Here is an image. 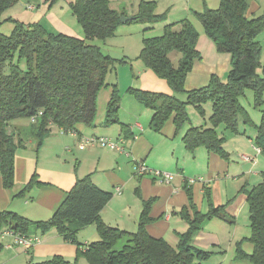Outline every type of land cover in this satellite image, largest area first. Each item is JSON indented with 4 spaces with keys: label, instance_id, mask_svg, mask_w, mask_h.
I'll list each match as a JSON object with an SVG mask.
<instances>
[{
    "label": "trees",
    "instance_id": "1",
    "mask_svg": "<svg viewBox=\"0 0 264 264\" xmlns=\"http://www.w3.org/2000/svg\"><path fill=\"white\" fill-rule=\"evenodd\" d=\"M20 0H0V17ZM58 0H51L53 4ZM81 24L86 38L49 31L41 23L25 26L17 22L11 35L0 33V174L3 184L11 189L15 185L14 159L26 139L10 127L18 117H35L30 133L37 138V148L50 133V124L67 130H75L78 124L92 125L98 112V97L107 85L106 78L115 66L114 59L88 42L90 38L106 40L116 33L122 23L123 13L110 7L109 0H68ZM247 0H221L218 8L205 7L196 12L205 33L215 42L219 52L232 54V66L228 81L222 82L212 75L207 86L187 91L185 80L200 58L197 49L199 31L189 20L166 24L159 36L146 37L140 58L158 77L166 80L173 94L129 88L141 103L154 110L151 125L160 131L174 115L181 128L189 120L187 104L198 107L206 101L213 102L211 120L214 125L224 123L239 133V115L243 112L239 98L245 89L255 92V104L264 106V75L258 73L263 66L262 45L259 40L264 32V13L246 15ZM166 19L165 13L157 12V2L141 0L139 13L132 20L155 23ZM130 21V20H129ZM179 51L177 65L170 53ZM186 92L188 101L177 98ZM121 94L113 85L106 109L108 124L118 121ZM257 127L256 145L264 153V107ZM186 147L194 151L205 146L209 151L228 158L215 128H190L184 136ZM35 183L34 174L20 195L26 194ZM190 208L181 213L189 223L184 233H178L176 247L165 238L154 237L146 230L152 220L149 207L152 200L144 202L138 230L130 232L109 225L101 217V211L113 198L114 193L103 190L89 176L78 178L73 187L48 221L37 222L43 231L51 227L68 241H75L76 234L91 224L96 225L99 239L91 242L84 251L90 264H206L210 253L196 247L194 235L204 223L218 217L228 222L233 218L226 212V205L213 206L207 213L197 210L191 191ZM249 204L251 235L238 242L237 258L248 259L252 264H264V180L250 189L245 188ZM30 219L15 212L0 211V237L11 228L29 233ZM244 240L253 244L251 253L242 245ZM2 244L0 243V249ZM81 249V247H80ZM56 264H74L60 257L51 261Z\"/></svg>",
    "mask_w": 264,
    "mask_h": 264
},
{
    "label": "crops",
    "instance_id": "2",
    "mask_svg": "<svg viewBox=\"0 0 264 264\" xmlns=\"http://www.w3.org/2000/svg\"><path fill=\"white\" fill-rule=\"evenodd\" d=\"M175 1L179 5L174 15L182 20L188 19L185 17H189L193 10L201 12L206 6L215 9L221 2V0H199L195 3L192 0H187L186 3L183 0ZM49 2L50 0H26L27 5L22 6L23 11L17 14V21L25 26L39 23L36 18L49 11V7H52L50 5L52 3ZM65 2L69 4L68 0ZM25 12L33 13L34 16L26 20L22 16ZM263 13L264 0H247V16L254 17ZM172 23L177 22L172 20ZM199 32L201 39L198 41V49L202 57L195 60L193 69L186 77L187 91L207 86L212 75H222L226 72L231 60L229 53L218 51L215 42L204 30L199 28ZM259 40L263 55L264 32ZM179 57L177 56V60ZM140 75L143 78L141 85L143 90L173 94L168 82L158 77L151 69L142 68ZM102 90L101 92H106L104 94L106 101L100 100V92L98 112L92 125L78 124L76 132L71 134L51 123L49 126L51 131L39 149L37 145L32 147L28 140L24 146L17 149L14 159V187L6 188L0 174V211L11 209L8 211L28 219L39 221L49 219L77 179L89 176L99 188L114 193L113 198L101 211L102 219L109 225L130 232L137 231L144 202L152 200L149 207L152 220L146 225V230L154 237L165 238L176 247L179 241L178 233H184L189 228V223L181 213L182 208L188 207L190 216H194L188 192L191 191L193 203L198 211L207 213L213 206L226 205V212L233 218V222H228L215 217L204 223L202 229L194 235L192 243L196 247L204 250H224L225 233L229 230L232 233L231 244L235 243L238 246V242L247 238L239 236L238 226L241 213L248 205L245 188L250 189L256 185L250 183L251 172L248 165L255 166L259 162H255L254 159V163L246 161L247 165L237 163L241 170H234L235 162L232 163L229 156L223 158L215 152L206 149L203 151L202 146L190 152L184 136L190 128L199 126L191 122V125L186 123L178 128L173 115L162 129L157 131L151 125L154 110L141 103L129 91L139 103L131 101L126 105L121 88L118 121L108 124L106 109L113 88ZM141 120L144 122H140ZM240 134L253 139L246 129H242ZM91 135L106 136L114 140L123 139L124 150L118 151L100 144L80 149L81 137ZM252 145L256 146L253 140ZM162 148L165 150H161ZM254 150L258 157L261 151ZM155 152L160 153L159 158H153ZM139 163H144L152 169L168 171L174 174V179L170 182H160L152 173L142 175L137 171ZM189 164L195 167L190 168ZM34 174L41 183L30 188L24 196L19 194L13 199V196L30 182ZM197 177H202V181L189 180ZM118 187L121 188V193H116ZM35 188L37 189L34 191ZM31 193L32 201L25 199ZM34 235H39L41 242L34 244L30 249L17 244L11 235L1 236L0 243L2 248L7 250L24 252L26 255L24 264H47L57 257L70 261L72 258L66 254L77 255L91 243L90 240H84L85 244L81 249L66 247L61 252H53L55 247L67 244V240L53 233L45 236L35 232ZM244 245L245 243L242 245L243 249Z\"/></svg>",
    "mask_w": 264,
    "mask_h": 264
},
{
    "label": "rangeland",
    "instance_id": "3",
    "mask_svg": "<svg viewBox=\"0 0 264 264\" xmlns=\"http://www.w3.org/2000/svg\"><path fill=\"white\" fill-rule=\"evenodd\" d=\"M157 2V12L158 13H165L166 19L162 21H158L155 23H147L141 22L136 20H130L126 22H122L116 30V33L106 40H102L100 38L94 37L88 39V42L98 46L101 51L111 58L114 59L115 66H113L106 78L107 85L103 88L102 91H106L108 87H112L116 84L122 93V98L126 105L129 102L136 103L137 101L131 96L128 92L129 88H141L143 83V78L140 75V71L142 68H148L144 61L139 57L141 51L144 47V39L146 37H153L159 36L163 33L164 26L168 23L180 22L182 19L180 17H176L174 13H177V8L179 4L175 0H154ZM185 3L187 0H183ZM199 0H192L193 3L198 2ZM26 0H21L15 6L8 8L0 17V33L5 35H11L15 30L17 22V14L23 11V7ZM141 0H109L110 7L113 9L118 10L119 12L123 13L124 16L127 17H136L139 13V4ZM51 3V0L50 2ZM174 4V5H173ZM32 6V4H30ZM52 7H49V11L47 10L45 14L42 16L38 15L36 20L45 26L49 31L54 33L64 32L79 38H86V34L84 29L82 28L81 24L78 22L76 15L73 13V10L65 0H58L54 2ZM171 8V9H170ZM197 10V9H195ZM196 12L200 11H192L191 15L188 18L199 31V28L204 30L203 24L199 20ZM26 20L32 18L34 16L33 13H23ZM184 19V17H183ZM205 32V31H204ZM200 33V32H199ZM201 37L199 35L198 41H200ZM198 49V43H197ZM200 58L202 57V53L198 49ZM229 53L231 60L229 61V66L225 73L222 75L214 74L218 77L219 80L222 82L228 81L229 70L232 66V54ZM171 58L174 60L175 64L177 65V56H181L179 51H173L170 53ZM199 58V59H200ZM263 66L258 69V73L262 76L264 75V54L261 58ZM169 85V84H168ZM170 87V86H169ZM171 88V87H170ZM186 89V88H185ZM106 92H101L100 100L105 102L106 101ZM177 98L181 101L187 102L188 95L186 92H181L176 95ZM240 104L243 107V112L239 115V133L235 132L231 128H228L224 123L219 125H214L211 120V115L213 113V102L206 101L204 102L201 107L196 106L195 104H187L186 111L189 120L186 122L188 125H191V122L195 124V126H199L200 129L210 128L213 127L216 129L220 136L224 137V149L226 153L231 157V162L234 163V170H241V166L238 167L237 163L246 164V159L242 157V155L251 157L255 162L258 161L255 166L252 164L248 165V168L251 172V184H258L264 180V153L259 154L257 157L255 155L256 151L254 150L255 147L252 145V140L256 143L257 137V127L262 118V107H258L255 104V92L252 89H245V92L239 98ZM139 103V102H137ZM140 122H144L141 120ZM32 121L29 117H18L10 122L11 129L14 130L16 134L21 133V135L31 143L32 147L37 145V138L30 133V129L32 128ZM145 124V123H144ZM193 125V124H192ZM242 129H246L247 132L251 135L253 139L248 136H241L240 132ZM162 137V136H160ZM244 137V138H242ZM203 147V151L208 150L205 146ZM170 147H168L169 149ZM206 149V150H205ZM165 150V149H161ZM209 151V150H208ZM191 152V151H190ZM211 152V151H209ZM160 153L155 152L153 158H159ZM255 157V158H254ZM251 160V163L254 161ZM190 168L195 167L191 166ZM238 167V168H237ZM159 170V169H158ZM165 171V170H162ZM168 172V171H165ZM38 183L33 185L37 186ZM37 188L34 189V191ZM21 192V191H20ZM16 193L13 196V199L18 197L20 194ZM31 194L25 197L27 200H31ZM24 196V194H23ZM19 199V198H18ZM11 210V209H8ZM52 215L49 217V219ZM44 218V217H43ZM41 220V221H48ZM33 223L29 226V233L34 235L36 233L44 234L45 236H49L50 233L53 235H57L61 237V235L57 232L56 228L51 227L47 231H43V229L36 224L40 222L39 220L30 219ZM217 230V229H216ZM51 231V232H50ZM238 232L240 237H248L251 235V227H250V218H249V204L246 206L245 211L241 213L240 216V223L238 226ZM226 236V243L224 250H215V249H203L210 253V258L207 259L204 263L206 264H252V262L248 259H239L236 256L237 244H231L232 240V233L229 230L225 233ZM60 239V238H59ZM99 239V234L96 229L95 224H91L86 228L82 229L76 234L75 241H68L67 244H61L58 247H55L53 252H61L66 247H71L72 249H79L80 247H84V240H90V242L96 241ZM65 243V242H64ZM244 249L247 252H252L253 244L248 241L244 240ZM243 243V244H244ZM6 245V243H5ZM231 248V249H230ZM14 250H7L6 248L0 249V264H24V252H13ZM16 253V254H15ZM67 257L72 258V260L68 261L74 264H90L89 260L87 259L86 255L82 252H78L76 255L66 254ZM55 258L52 259V261ZM64 260V259H63ZM47 264H56V263H47ZM59 264V263H58Z\"/></svg>",
    "mask_w": 264,
    "mask_h": 264
},
{
    "label": "built area",
    "instance_id": "4",
    "mask_svg": "<svg viewBox=\"0 0 264 264\" xmlns=\"http://www.w3.org/2000/svg\"><path fill=\"white\" fill-rule=\"evenodd\" d=\"M31 120L34 122L35 117H32ZM67 132L74 134L76 131L73 129L67 130ZM100 144L102 146H107L111 149L118 150V151H123L124 150V140L119 139V140H114L112 138L106 137V136H98V135H91V136H83L80 139L79 142V148L80 149H86L87 147L94 146ZM258 152H260V148L256 145L254 146ZM247 161L253 160L249 156L242 155ZM137 171L140 174H148L152 173L155 175L156 179H158L160 182H170L174 179V174L170 172H165L162 170L158 169H152L146 166L144 163H139L137 165ZM202 177H197V178H190L189 180L191 182L195 181H202ZM116 193H121V188L118 187L116 189ZM5 235H11L14 237L15 242L21 246H23L26 249H30L34 244L41 242V237L39 235H32L28 233H23L11 228L5 229L1 236Z\"/></svg>",
    "mask_w": 264,
    "mask_h": 264
},
{
    "label": "water",
    "instance_id": "5",
    "mask_svg": "<svg viewBox=\"0 0 264 264\" xmlns=\"http://www.w3.org/2000/svg\"><path fill=\"white\" fill-rule=\"evenodd\" d=\"M134 17H127V16H122L121 17V21L122 22H126V21H129V20H132Z\"/></svg>",
    "mask_w": 264,
    "mask_h": 264
}]
</instances>
